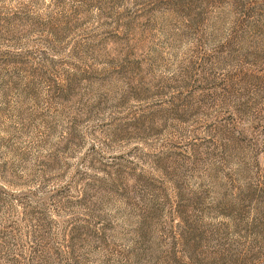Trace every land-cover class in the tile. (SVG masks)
<instances>
[{
	"label": "rangeland",
	"instance_id": "rangeland-1",
	"mask_svg": "<svg viewBox=\"0 0 264 264\" xmlns=\"http://www.w3.org/2000/svg\"><path fill=\"white\" fill-rule=\"evenodd\" d=\"M0 264H264V0H0Z\"/></svg>",
	"mask_w": 264,
	"mask_h": 264
}]
</instances>
